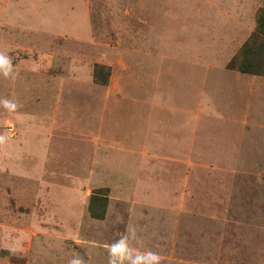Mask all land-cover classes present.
<instances>
[{
    "label": "rangeland",
    "instance_id": "obj_1",
    "mask_svg": "<svg viewBox=\"0 0 264 264\" xmlns=\"http://www.w3.org/2000/svg\"><path fill=\"white\" fill-rule=\"evenodd\" d=\"M205 2L0 0V264H264V97L212 75L252 32Z\"/></svg>",
    "mask_w": 264,
    "mask_h": 264
},
{
    "label": "crops",
    "instance_id": "obj_2",
    "mask_svg": "<svg viewBox=\"0 0 264 264\" xmlns=\"http://www.w3.org/2000/svg\"><path fill=\"white\" fill-rule=\"evenodd\" d=\"M230 2V3H229ZM231 6V10L228 9V7ZM203 7L210 8V12H204L203 13ZM264 7V0H206L205 4L200 8L199 12H202L204 14L201 17V22L199 24L204 25L208 28L207 32L204 31V34L206 37L209 36V34L212 32V27L210 25V19L212 17V14L216 16L217 14L220 15V20L215 24V27H220L223 25L225 20L232 14L233 9L238 8V13L236 14V18L232 19V22L230 25H227L225 28H222L224 31L228 30L231 28L233 24H239L240 26H244L245 23L248 30L251 29L250 33L253 32L256 28V19L252 18V21L248 24L249 21V16L252 13L253 16H255L257 9ZM214 27V28H215ZM199 32V30H198ZM249 33V34H250ZM210 39V38H207ZM213 40V39H212ZM230 60V59H229ZM229 62V61H228ZM228 64V63H227ZM226 68H222L220 70H216L212 72V75L214 76L216 82L214 84V88L216 85H221L223 91L225 89H231L232 92V97L237 100L238 94L237 92L239 90H243L244 88L242 87V83H250L249 87H247V96H263L264 97V75H256V74H251V73H242L239 70L236 69H231L228 68L227 65L225 66ZM188 70V69H187ZM209 73H211L209 71ZM161 74V73H160ZM207 76V74L205 73ZM233 79V81H228L229 79ZM259 103V106L256 107V105ZM255 105H250L248 104L249 108H242L240 107L238 109L239 113H246L250 114L253 111H256V115L262 114L264 105L262 102H258ZM216 108H218V105H216ZM261 112V113H258ZM259 121L261 122L260 118H258ZM238 122L243 124L244 126H248V123L250 121L243 116L242 118L238 119ZM252 124V123H251Z\"/></svg>",
    "mask_w": 264,
    "mask_h": 264
},
{
    "label": "trees",
    "instance_id": "obj_3",
    "mask_svg": "<svg viewBox=\"0 0 264 264\" xmlns=\"http://www.w3.org/2000/svg\"><path fill=\"white\" fill-rule=\"evenodd\" d=\"M227 67L239 70L242 73L264 75V7L256 12L255 30L228 62ZM107 71V76H109V70ZM99 77L95 73V80ZM107 82L108 80L105 79L99 83L106 84ZM102 191H107V189L95 190L89 200V212L96 219H103L107 211L108 196L107 193L104 194Z\"/></svg>",
    "mask_w": 264,
    "mask_h": 264
},
{
    "label": "clouds",
    "instance_id": "obj_4",
    "mask_svg": "<svg viewBox=\"0 0 264 264\" xmlns=\"http://www.w3.org/2000/svg\"><path fill=\"white\" fill-rule=\"evenodd\" d=\"M11 65V59L3 54H0V66H10ZM5 108H8L9 110L14 109L12 106L8 104H4ZM130 250L128 249L127 245L123 242L114 244L110 247L109 253H110V260L109 264H113L112 257H126L130 254ZM147 257H149L151 260L156 261V264H159L160 257L157 254L154 253H147ZM144 257L137 255L135 264H142ZM70 264H82V261L80 259H73L70 261Z\"/></svg>",
    "mask_w": 264,
    "mask_h": 264
}]
</instances>
